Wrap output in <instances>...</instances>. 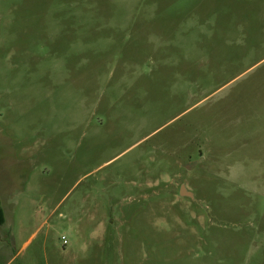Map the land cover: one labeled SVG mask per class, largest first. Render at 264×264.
<instances>
[{
	"label": "rangeland",
	"instance_id": "obj_1",
	"mask_svg": "<svg viewBox=\"0 0 264 264\" xmlns=\"http://www.w3.org/2000/svg\"><path fill=\"white\" fill-rule=\"evenodd\" d=\"M0 205V264H264V0H0Z\"/></svg>",
	"mask_w": 264,
	"mask_h": 264
},
{
	"label": "water",
	"instance_id": "obj_2",
	"mask_svg": "<svg viewBox=\"0 0 264 264\" xmlns=\"http://www.w3.org/2000/svg\"><path fill=\"white\" fill-rule=\"evenodd\" d=\"M180 194H181V195H186V196H188V197H190V198H192V199L194 198L193 193L190 192V191H187L186 188H185L184 186H181V188H180Z\"/></svg>",
	"mask_w": 264,
	"mask_h": 264
},
{
	"label": "trees",
	"instance_id": "obj_3",
	"mask_svg": "<svg viewBox=\"0 0 264 264\" xmlns=\"http://www.w3.org/2000/svg\"><path fill=\"white\" fill-rule=\"evenodd\" d=\"M5 221V215H4V210L0 205V224H3Z\"/></svg>",
	"mask_w": 264,
	"mask_h": 264
},
{
	"label": "crops",
	"instance_id": "obj_4",
	"mask_svg": "<svg viewBox=\"0 0 264 264\" xmlns=\"http://www.w3.org/2000/svg\"><path fill=\"white\" fill-rule=\"evenodd\" d=\"M1 207H2V206H1ZM2 208H3V207H2ZM3 210H4V208H3ZM4 215H5V211H4ZM5 222H6V215H5V221H4V223H5ZM4 223H3V224H4Z\"/></svg>",
	"mask_w": 264,
	"mask_h": 264
},
{
	"label": "built area",
	"instance_id": "obj_5",
	"mask_svg": "<svg viewBox=\"0 0 264 264\" xmlns=\"http://www.w3.org/2000/svg\"><path fill=\"white\" fill-rule=\"evenodd\" d=\"M64 243H66V240H64Z\"/></svg>",
	"mask_w": 264,
	"mask_h": 264
}]
</instances>
